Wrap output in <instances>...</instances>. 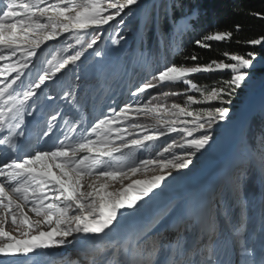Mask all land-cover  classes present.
<instances>
[{"label":"snow or ice","instance_id":"6c2138e0","mask_svg":"<svg viewBox=\"0 0 264 264\" xmlns=\"http://www.w3.org/2000/svg\"><path fill=\"white\" fill-rule=\"evenodd\" d=\"M155 9L144 0H0V154L5 157L0 162V264H28L33 257H45L46 264H264V210L259 257L249 210L237 216L231 204L215 198L170 205L138 227H128L156 190L211 147L260 54L226 51V60L192 65L165 59L151 79L129 89L132 99L122 104L111 95L103 73L101 86L83 95L64 81L89 50L103 57L101 40L112 45L125 41L120 29L131 20L143 24L137 30L142 46L143 34L155 30L166 51L181 48L191 17L173 15L165 31ZM251 15L264 20V13ZM168 19L166 10L163 21ZM235 28L239 32L240 25ZM232 35L210 32L193 43L210 49L209 42L230 41ZM49 42L58 46L50 48ZM245 43L264 49V37ZM189 59L199 57L194 52ZM217 73L220 79L211 86L192 79ZM180 84L182 91L151 95L153 89ZM170 96H183V104L162 102ZM106 99L116 106L105 112L100 106ZM44 100L52 104L36 144L48 145L57 128L63 139L57 136L49 147L30 144L18 156L20 142L27 139L25 117L44 114ZM89 103L100 113L90 121L85 115ZM162 137L170 142L161 149L157 142ZM240 147L241 167L232 181L236 199L242 197L249 167L264 182V136L256 137L254 145L243 134ZM154 148L155 156L137 155ZM138 174L144 178L133 179ZM115 184L119 187L113 190ZM9 220L20 238L6 230Z\"/></svg>","mask_w":264,"mask_h":264},{"label":"rangeland","instance_id":"374dc122","mask_svg":"<svg viewBox=\"0 0 264 264\" xmlns=\"http://www.w3.org/2000/svg\"><path fill=\"white\" fill-rule=\"evenodd\" d=\"M144 2L149 6L156 5L155 12L160 11L159 5L161 0H144ZM164 2L167 8L161 11L162 17H164V12L166 10L169 14L170 0H164ZM158 13L160 14V12ZM189 17L194 18L195 16L190 14ZM142 28L143 24L140 21L131 20L127 28L120 29L122 34L126 37V40L121 41L120 45H112L110 40H101L99 42V48L104 53L103 57H94L91 55V50H89L88 53H85L84 57H81V61L77 62L79 68L73 69V71H70L65 76V82L67 83L70 81L74 86L73 90L80 92L81 95H83V91L86 88L90 89L91 86L99 84L102 78L101 76L100 79L98 76L97 79H92L91 81V74L88 72V75H90L89 77L85 75L87 71L84 72L86 65L83 64V61L84 58L87 57L90 61L89 66L92 69H99L97 70L98 72L105 74L108 77L109 84H116L118 86L117 89L121 88V86L126 89L125 91L127 93H124V95L113 96L118 104L131 100L129 89L135 88L138 84L145 82V80L151 79L150 74L158 70V67L163 65L165 59L168 63H171L169 60V53L162 50V45L153 52V46L146 44L145 37L144 44L143 46L141 45L137 30ZM102 35L106 36L107 33H103ZM143 35L145 36V33ZM56 46H58L56 42H49L50 48ZM99 59H101V67L94 65L95 63H99ZM158 61L159 65L157 63ZM119 66L123 74L117 70ZM262 66L263 61L259 60L257 66L252 69L250 78L243 88L239 90V94L235 97L231 105V116L228 122L221 124L220 127L216 129L215 139L211 147L203 152V154H198V156L194 158V163L190 166V169L175 174V179H169L162 186V189L156 190V194L143 205L138 214L128 223L136 221V219L141 216H143L141 219L143 220L142 222H146L149 220L148 216H150V214L155 215L161 210L168 208L170 205L182 207L194 199L215 198L220 201H227L231 204L232 211L237 216L241 213L242 209L246 207L251 216V227L255 231V223L257 220H261V213L262 210H264V182L261 181L258 170L254 169L255 173L252 167H249L248 175L244 180L242 197L236 199L232 192V181L237 174L238 168L241 167L243 156L240 147L241 136L243 134H246L248 138L253 136L254 127H251L248 123L255 109L259 107L262 109L264 108V75H260L257 71H253ZM80 75H82L81 78ZM77 76H79V79H77ZM75 78L77 80H75ZM89 81L92 83L83 85L81 88V83H87ZM75 85H79V88H76ZM255 89L256 91L254 92ZM115 92L117 93L119 90ZM151 95L156 96L157 89H153ZM144 98L145 96H141V99ZM182 101L184 102V98H182ZM157 102L158 101L153 100V103ZM162 102L171 104L174 102V98L170 96ZM109 105L113 107L116 106L109 100L106 104L101 106L102 110L106 112ZM85 114H87L89 121L92 120L89 113L85 111ZM99 114V111L95 112V116ZM141 120L142 122H148L143 117H141ZM84 126L85 125L81 126V128ZM76 135L78 136L79 132ZM172 135L175 136L176 134ZM166 140L170 142L167 137H162L161 141L157 142L158 147L162 149V147L165 146L163 142ZM137 155L139 157L155 156V148L151 151L139 152ZM136 178H144V176L143 174H138L136 177H133V179ZM87 182L88 180L86 178L85 183ZM125 183H127V181H125ZM118 187V184L113 185V188ZM6 230L17 238H20L18 235L19 229L11 224V220H9ZM160 231L163 232V229H160ZM164 235L168 236L169 234L164 233ZM255 240L254 245L257 248V257H259L260 246L258 245L260 244H256L257 237ZM72 258H76V254H73Z\"/></svg>","mask_w":264,"mask_h":264},{"label":"trees","instance_id":"16d2710c","mask_svg":"<svg viewBox=\"0 0 264 264\" xmlns=\"http://www.w3.org/2000/svg\"><path fill=\"white\" fill-rule=\"evenodd\" d=\"M169 4V19L167 21H163L161 15V11L165 8L164 0H161L159 5L160 11H158L160 12L159 15L165 31L168 30L173 15L179 18L181 16L189 17L194 12L197 13L194 18H191V29L182 38L183 46L181 48L166 51L162 45V50L169 53L171 63L177 65H192L193 63L206 64L213 59L226 60V57L222 55L226 51L238 54H244L247 51H256L260 54V60L263 61V66L253 71L264 75V49L245 43L251 39L264 37V20L251 15L252 12L264 13V0H170ZM173 4L176 5L175 8L171 7ZM236 25H240L239 32L236 31ZM215 31H230L233 35L230 41L209 42L211 43L210 49H200L193 43V41L201 38L205 34ZM144 37L146 44L153 46V52L156 48H159L160 45L158 44L157 32L155 30L146 31ZM194 52L199 57L197 61L185 60L186 56L190 57ZM192 79L197 84L211 86L214 81L220 79V74L217 73L210 76L198 74L193 76ZM183 89L184 86L180 84L174 87L157 89V94L160 91H182ZM193 95L198 96L195 93ZM172 98H174V102L182 104V98L184 97ZM248 124L254 127V134L249 140L255 145L256 137L264 136V108L259 107L255 109ZM254 169L256 170V168L252 167L253 172H255Z\"/></svg>","mask_w":264,"mask_h":264},{"label":"bare ground","instance_id":"6f19581e","mask_svg":"<svg viewBox=\"0 0 264 264\" xmlns=\"http://www.w3.org/2000/svg\"><path fill=\"white\" fill-rule=\"evenodd\" d=\"M89 59L87 58V57H85L84 58V61H83V64L84 65H86L85 67H86V69L84 70V72L85 71H87V73L85 74L86 76H90V75H88V72H89V74H91V77L92 76H96V77H98L99 76V79H100V76H101V72H98L97 70H99V69H95V68H91L90 66H89ZM99 63L98 64H94V65H98L99 67H101L100 66V63H101V59H99V61H98ZM117 70L119 71V72H121L122 74H123V71H122V69L120 68V66L119 67H117ZM113 72V71H112ZM83 75V74H82ZM81 75V76H82ZM81 76H80V78H81ZM91 77H90V79H91ZM101 81V80H100ZM91 81H89V82H87V83H81L82 85H81V88L83 87V85H86V84H88V83H90ZM86 180V179H85ZM116 185V184H115ZM116 188H113V190H115ZM153 215H151L150 214V216H148V218L150 219L151 217H152ZM142 223H144V222H138L137 220L136 221H133V222H131V223H128V227H131V228H135V227H138L140 224H142ZM68 251H70V250H72V249H67ZM66 250V251H67Z\"/></svg>","mask_w":264,"mask_h":264}]
</instances>
